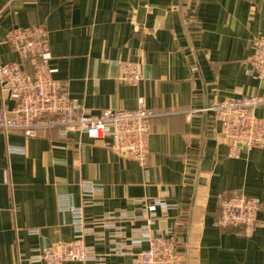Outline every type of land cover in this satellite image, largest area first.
Wrapping results in <instances>:
<instances>
[{
  "label": "crops",
  "instance_id": "1",
  "mask_svg": "<svg viewBox=\"0 0 264 264\" xmlns=\"http://www.w3.org/2000/svg\"><path fill=\"white\" fill-rule=\"evenodd\" d=\"M33 25L48 32L54 78L88 115L143 103L154 116L143 166L79 133L0 132V264L70 241L74 211L88 259L65 264H131L158 237L175 242L179 264H264V146L228 158L202 112L264 96L247 70L264 0H0V65L21 64L6 37ZM125 61L140 64L136 87L117 79ZM12 108L0 90V112ZM255 114L264 120V107ZM233 195L260 202L263 225L249 236L217 226Z\"/></svg>",
  "mask_w": 264,
  "mask_h": 264
},
{
  "label": "built area",
  "instance_id": "2",
  "mask_svg": "<svg viewBox=\"0 0 264 264\" xmlns=\"http://www.w3.org/2000/svg\"><path fill=\"white\" fill-rule=\"evenodd\" d=\"M6 42L17 53L21 64L0 65V90L13 102L9 112H0V132H18L25 138L38 132L56 129L60 137L79 133L101 141L103 147L123 158L144 165L148 155L150 120L154 113L139 103L134 110H104L99 115H88L72 99L62 81L54 78L50 68L51 53L48 32L43 26L12 29ZM251 55L247 70L257 81H264V35L250 44ZM28 64L31 73L24 71ZM118 81L136 87L143 80L139 63L120 62ZM264 107V96L246 95L231 98L206 107L212 122L219 126L220 137L228 147L227 157L238 159L243 151L264 146V120L256 110ZM91 189H87L90 192ZM260 202L255 198L233 195L219 203L217 226L236 228L249 236L260 225L257 215ZM74 235L68 242L57 241L40 248L27 259L28 264H65L88 259L80 212L74 211ZM175 242L158 237L150 247L133 255L131 264H179Z\"/></svg>",
  "mask_w": 264,
  "mask_h": 264
},
{
  "label": "water",
  "instance_id": "3",
  "mask_svg": "<svg viewBox=\"0 0 264 264\" xmlns=\"http://www.w3.org/2000/svg\"><path fill=\"white\" fill-rule=\"evenodd\" d=\"M206 108V107H205Z\"/></svg>",
  "mask_w": 264,
  "mask_h": 264
}]
</instances>
